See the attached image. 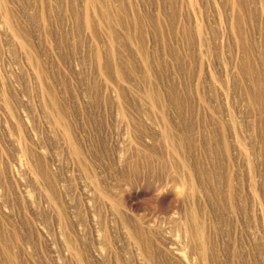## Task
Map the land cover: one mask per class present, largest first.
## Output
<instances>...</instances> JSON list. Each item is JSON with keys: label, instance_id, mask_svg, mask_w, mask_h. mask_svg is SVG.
<instances>
[{"label": "rangeland", "instance_id": "374dc122", "mask_svg": "<svg viewBox=\"0 0 264 264\" xmlns=\"http://www.w3.org/2000/svg\"><path fill=\"white\" fill-rule=\"evenodd\" d=\"M0 264H264V0H0Z\"/></svg>", "mask_w": 264, "mask_h": 264}]
</instances>
